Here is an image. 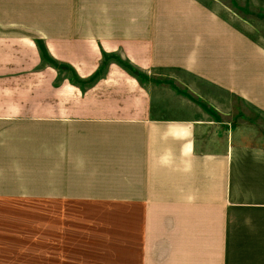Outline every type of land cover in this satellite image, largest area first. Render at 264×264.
<instances>
[{"label": "crops", "instance_id": "1", "mask_svg": "<svg viewBox=\"0 0 264 264\" xmlns=\"http://www.w3.org/2000/svg\"><path fill=\"white\" fill-rule=\"evenodd\" d=\"M0 264H264V43L203 0H0Z\"/></svg>", "mask_w": 264, "mask_h": 264}, {"label": "rangeland", "instance_id": "2", "mask_svg": "<svg viewBox=\"0 0 264 264\" xmlns=\"http://www.w3.org/2000/svg\"><path fill=\"white\" fill-rule=\"evenodd\" d=\"M203 1H205V3L210 5L213 9H216L217 11H219V13H221L224 17L236 23V25H238L239 27L244 28L249 33V35H251L252 37L264 43V33L255 32L253 29L248 30L247 27L242 26L241 25L242 23L237 19V17L233 16L234 14L228 8H225L223 5L217 2H214V0H203ZM162 73L171 74V75L175 74L177 75V77H181L185 80L188 79L189 81L190 80L195 81V79H190L189 76L177 70H163Z\"/></svg>", "mask_w": 264, "mask_h": 264}, {"label": "trees", "instance_id": "3", "mask_svg": "<svg viewBox=\"0 0 264 264\" xmlns=\"http://www.w3.org/2000/svg\"><path fill=\"white\" fill-rule=\"evenodd\" d=\"M124 65L131 71V72H136L138 73L136 70H134L131 66H129L128 64L124 63Z\"/></svg>", "mask_w": 264, "mask_h": 264}]
</instances>
